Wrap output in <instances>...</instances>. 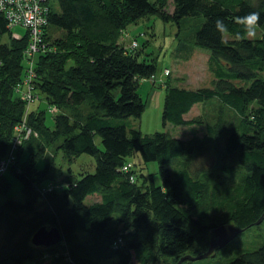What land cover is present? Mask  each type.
Segmentation results:
<instances>
[{
	"label": "trees",
	"instance_id": "obj_1",
	"mask_svg": "<svg viewBox=\"0 0 264 264\" xmlns=\"http://www.w3.org/2000/svg\"><path fill=\"white\" fill-rule=\"evenodd\" d=\"M169 3L49 1L43 36L50 51L34 57L33 84L47 107L64 111L53 115L51 128L49 108L30 109L28 124L37 135L25 140L7 171L20 182L25 202L8 196L12 183L7 172L0 175V264H176L207 250L214 227L229 223L246 230L264 214V0H172V13ZM250 12L260 15L261 36L236 39L237 31L243 35L237 18ZM150 16L177 23L204 18L193 40L210 51L212 87H182L170 76L163 85L164 126L201 125L202 138L144 134L129 126L128 119L140 118L146 108L141 81L157 66L141 61L142 50L128 49L122 36ZM217 19L227 31L216 29ZM7 25L0 13V38L10 34ZM54 30L62 35L53 39ZM28 44V33L0 40V160L26 113L16 85L26 75ZM197 104L207 110L187 118ZM51 147L69 164L93 157L95 172L79 177L69 169L64 176L54 152L51 161L43 160ZM209 147L216 162L195 165ZM136 155L158 164L160 184L152 174H138L129 162ZM42 161L45 167L38 169ZM127 163L133 166L128 173L121 170ZM43 226L59 228L62 242L35 246L32 238ZM229 264H264V243Z\"/></svg>",
	"mask_w": 264,
	"mask_h": 264
},
{
	"label": "rangeland",
	"instance_id": "obj_2",
	"mask_svg": "<svg viewBox=\"0 0 264 264\" xmlns=\"http://www.w3.org/2000/svg\"><path fill=\"white\" fill-rule=\"evenodd\" d=\"M48 0V4H49ZM51 6L56 7V10H60L56 2H52ZM174 5L172 0L168 5V11L173 12ZM198 19L201 20L198 23ZM204 21L203 17H186L181 23L176 21H163L158 16H150L145 19H141L131 25H129L123 33L131 38L134 36V40L137 43V48L142 50L141 61L148 64L155 63L157 66V77L160 76L166 69L171 70L169 75L178 85L190 89H198L202 87H212V81L214 76L209 69V57L210 51L206 48L199 47L194 44L193 36L198 30L200 24ZM262 27H255V35L248 38H256L261 36ZM12 33H17L24 37L27 33V29L23 26H16L12 29ZM9 33L0 38L1 41L9 40ZM62 33L58 30H54L53 39L61 36ZM227 36V35H226ZM129 39L123 43L125 46ZM148 41L147 45L143 47V44ZM131 44V41L129 42ZM143 47V48H142ZM135 48V49H137ZM36 53L34 54L35 57ZM166 81V78H164ZM149 79H143L140 84L139 94L142 99L146 101V108L140 118H129V126L131 128L139 129L144 134H153L155 132H169L175 137L181 138H202L205 133V128L201 125H195L194 127H178L171 123L164 126L163 124V107L165 98V87L156 85ZM36 100L39 102L32 105L33 108L48 109L43 94L35 88ZM37 97H39L37 99ZM47 107V108H46ZM54 107V106H53ZM57 109V113L63 109ZM207 110L206 106L197 104L193 107L192 111L188 114L187 118H193ZM54 116L51 112L46 114V123L49 127L54 125ZM99 141V140H98ZM213 147L203 154V156L197 158L195 165L208 164L213 165L216 162V156L213 151ZM54 152V160L57 168L62 170L63 175H67L68 170L71 169L72 173L81 177V174L94 173L96 168L95 159L89 155H82L77 158L73 163L69 164L60 150L55 152V147L46 149L44 156L46 161H51V154ZM131 163L135 165V169L140 174H152L157 184L161 183L159 175V166L155 162L148 164L143 163L141 157L136 155L130 159ZM38 169H44L45 161L38 163ZM57 179H60L59 172H54ZM6 177L11 181L12 187L8 196L14 198L19 202H25V197L21 191V184L10 172H7ZM95 197L92 198L94 200ZM4 199V198H3ZM1 199V200H3ZM264 243V222L259 225L251 226L242 232L236 239L231 241L227 246L217 250L213 255L208 258L186 261L185 264H229L231 260L239 256L242 252L251 251L260 247Z\"/></svg>",
	"mask_w": 264,
	"mask_h": 264
},
{
	"label": "built area",
	"instance_id": "obj_3",
	"mask_svg": "<svg viewBox=\"0 0 264 264\" xmlns=\"http://www.w3.org/2000/svg\"><path fill=\"white\" fill-rule=\"evenodd\" d=\"M0 13L3 14L8 22V27L13 29L16 26H23L29 34V44L25 50L26 75L16 87L21 95L22 101L26 103V113L22 122L14 127V134L11 139V149L6 158L0 160V175L8 171V167L16 160V151L21 147L25 140L32 134L37 133L29 127L28 115L31 106L36 101L35 86L33 79L36 77L34 70V54L50 51L49 42L44 40V28L48 26L50 17V7L48 0H0ZM15 38L22 36L14 33ZM132 49L137 48L136 41L130 46ZM35 55V56H36ZM166 69L164 74H169ZM20 88H22L20 90ZM20 90V91H19ZM39 97H37L38 99ZM56 107L49 108L52 115L57 112ZM133 168L131 163L124 165L121 170L128 171ZM133 181V179H132ZM52 190V187H49Z\"/></svg>",
	"mask_w": 264,
	"mask_h": 264
},
{
	"label": "water",
	"instance_id": "obj_4",
	"mask_svg": "<svg viewBox=\"0 0 264 264\" xmlns=\"http://www.w3.org/2000/svg\"><path fill=\"white\" fill-rule=\"evenodd\" d=\"M264 221V214L255 223L261 224ZM245 229H241L232 224H222L214 227L210 231L209 247L205 251H201L196 255H185L179 259L176 264H183L186 261L201 260L210 257L217 250L224 248L231 241L236 239ZM62 242V235L59 228L41 227L36 231L32 238V243L35 246L52 247Z\"/></svg>",
	"mask_w": 264,
	"mask_h": 264
},
{
	"label": "clouds",
	"instance_id": "obj_5",
	"mask_svg": "<svg viewBox=\"0 0 264 264\" xmlns=\"http://www.w3.org/2000/svg\"><path fill=\"white\" fill-rule=\"evenodd\" d=\"M49 7H50V4H48ZM51 13V12H50ZM3 15V14H2ZM4 16V15H3ZM5 17V16H4ZM6 19V18H5ZM238 21L242 22L243 24V35H241V32L240 31H237L235 33V37L236 39H245L247 37H253L255 35V27L258 25L259 23V20H260V15L258 12H250L248 13L246 16L244 17H238L237 18ZM7 21V20H6ZM8 24V22H7ZM215 25H216V29L218 31H220L221 33L227 31V26L225 25L224 21L222 19H217L216 22H215ZM8 26V25H7ZM9 28V27H8ZM9 31H10V35H12L13 38L14 37V33H12V29L9 28ZM28 33V31H27ZM127 35H125L123 33V36H122V40L124 41V38L126 37ZM23 38V37H21ZM19 38V39H21ZM18 39V38H16ZM135 41L134 39L131 40V43ZM131 44H128L126 45V47L130 50H135V49H132L131 47ZM171 73V70H169ZM165 72V71H164ZM164 72L162 74H160V76H162L163 78H166L169 74H164ZM150 79V78H148Z\"/></svg>",
	"mask_w": 264,
	"mask_h": 264
},
{
	"label": "bare ground",
	"instance_id": "obj_6",
	"mask_svg": "<svg viewBox=\"0 0 264 264\" xmlns=\"http://www.w3.org/2000/svg\"><path fill=\"white\" fill-rule=\"evenodd\" d=\"M171 73H169L170 75ZM168 75V76H169ZM153 84H160V85H164L165 79L162 76L157 77V74L153 75L150 79H149ZM132 170V169H131ZM131 170L125 171L126 173L130 172ZM132 179L134 180V176L132 175L130 177V180L132 181Z\"/></svg>",
	"mask_w": 264,
	"mask_h": 264
},
{
	"label": "crops",
	"instance_id": "obj_7",
	"mask_svg": "<svg viewBox=\"0 0 264 264\" xmlns=\"http://www.w3.org/2000/svg\"><path fill=\"white\" fill-rule=\"evenodd\" d=\"M127 38L129 39V41L127 42V45H128L129 42H130L131 40H133L134 36H133L132 38H131V36H130V37L126 36V37L124 38V41H123L122 43H125ZM158 85H160V84L158 83ZM162 86H163V85H162ZM164 87H165V86L160 87V88H163V89H164Z\"/></svg>",
	"mask_w": 264,
	"mask_h": 264
}]
</instances>
